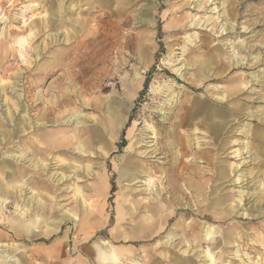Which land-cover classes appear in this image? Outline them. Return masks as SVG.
<instances>
[{
    "label": "rangeland",
    "instance_id": "obj_1",
    "mask_svg": "<svg viewBox=\"0 0 264 264\" xmlns=\"http://www.w3.org/2000/svg\"><path fill=\"white\" fill-rule=\"evenodd\" d=\"M205 1L0 0V198L9 202L0 208V248L20 264H47L35 253L54 244L61 247L57 264H110L101 254L115 264H207V252L215 264H264V0H210L203 8ZM207 17H220L216 30L195 26ZM222 27L230 34L219 37ZM207 55L232 65L228 73L213 61L207 67L222 81L198 79ZM236 60L253 67L236 70ZM195 99L217 110V135L201 117L196 136L174 128L178 111ZM175 132L193 140L192 152L175 142ZM234 150L241 155L233 158ZM122 164H143L144 172L134 168V179L120 180ZM171 167L183 182L197 171L201 193L191 179L188 186L178 180L193 196L180 202L164 200L168 190L158 183L150 193L148 179L174 177ZM157 198L166 216L160 235L111 239L149 215ZM219 199L222 206L214 204ZM64 211L76 219L57 224ZM151 213L154 222L159 214ZM206 231L215 238L206 241ZM167 235L172 244L163 241Z\"/></svg>",
    "mask_w": 264,
    "mask_h": 264
},
{
    "label": "bare ground",
    "instance_id": "obj_2",
    "mask_svg": "<svg viewBox=\"0 0 264 264\" xmlns=\"http://www.w3.org/2000/svg\"><path fill=\"white\" fill-rule=\"evenodd\" d=\"M209 1L210 0H206L205 1L204 5H203V8L207 5V3H209ZM213 10H215V8ZM114 15H115V13L112 12L111 16H114ZM111 16H109V17H111ZM219 18L220 17H217V18H210V17L208 18L207 17L204 22L199 21V22H197V24L195 26L196 27L197 26H200L199 27V29H200L201 27H203L206 24L205 27L206 26L207 27H210V30L211 31H214V30H216V28L218 27L217 25L220 22L219 21ZM232 29L233 28H229V30H232ZM244 29H245V31L247 30L246 28H244ZM217 34L219 35V37H221L222 35L225 36L226 34H230V33L227 32V28L222 27V28L219 29V31L217 32ZM202 47L203 48H207V44L205 42H202ZM218 58H220V57L219 56L214 57L212 55H207V58L205 60L206 63H200V65L196 68L197 74L200 76L198 79L204 80L207 77L209 79V81H212V82H214V81H222V79L224 77L223 76L221 77L220 73L218 74V75H220L219 78H217L216 75H215V77L209 76L208 73L206 72L207 67L211 64L212 61H213V64L218 65V69H221V71H223V69H224V72L225 71L227 73L230 72V70L232 68V65H228L227 66L226 64L222 63L221 59H218ZM256 64H258V62L255 63L254 65H256ZM233 67L236 70H243V69L249 70V69H252L253 66L243 67L242 66V63L236 60L235 66H233ZM178 72H179V70H177V73ZM241 85H243V84H241V82H240V83H238V85L236 87L230 88L229 90H227V94L230 95L231 92H235V90H237V89L239 90V86H241ZM245 87H246V85H245ZM226 98L227 97L224 98L223 95L221 96V100H223V99L225 100ZM205 101L206 102H203L201 100L195 99L193 101V103H191V105H190L189 108L186 107V108L180 109L178 111V113L176 114V116L179 118V121H178L177 124L173 125L174 128L176 129V128L180 127V126H183L184 128H191L194 131V135L196 136L197 135L196 128L195 127L193 128V126L195 125V122L194 121L198 117H201V119H202L201 120V124L203 125L204 122H209L210 121V124L207 125V128L210 129V132L212 134L217 135V133L220 131V129L222 127L220 125L221 124L220 123L221 121L219 122V120L217 119L218 112H217V110L215 111L214 108H212L213 106H212V103H211V101L209 99L208 100H205ZM227 122L228 121H226L225 123H227ZM174 136H175V142L176 143H179L182 146V149H184V151L186 150V153L188 152V150L192 152L191 147L193 145H191V141H193V140H190L188 137H185L184 135L177 134V132H175ZM59 142H62L64 144H66L68 142V139L67 140L59 139ZM68 144H71V141ZM171 144L172 143H169L168 146H170ZM234 145L235 144H233V146ZM76 149H77L78 152H81V153L84 152L83 151V145H81V144H78L76 146ZM129 150H133L134 151L132 145L129 147ZM163 150H166V151L169 152L168 149H164L163 148ZM239 152H240L239 150L232 151L233 158L239 157L241 155V153H239ZM174 156H175V160L177 161L178 158H179L178 155H177V153H175ZM197 157H195V158H197ZM193 158H194V156H193ZM211 166H213V164L210 163V167ZM37 167H38V164H37ZM137 167H139L137 169V170H139V172H142V173L144 172V171H142L143 168H144V165L143 164H138ZM234 167H235V169H237V166H234ZM134 168L136 170V166L135 165H133L132 169H130V167L127 166L126 164H122V166L120 165L119 168L117 169V174L119 176V179L120 180H126V179L130 178L129 177L130 175H132V176L135 175V174H133L134 172H131V171L134 170ZM170 170L172 172L173 171V168L171 167ZM191 171H192V173L190 172V174L192 175V177H194V176H196V174H198V172L195 171V170H193V169ZM172 174H174V177H171V174H169V173L166 172L165 175L162 177V180H160V182H158L159 176L156 178V180L149 178L148 179V189H149V192L152 193L153 188H154V192H155L156 191L155 190L156 189V183H158V186H160V191L161 190L163 191V189H165V190L167 189L168 190V196H167L168 198H166V199L164 198V200H166L167 202H170V201L180 202V199L181 198L182 199L183 198L187 199V198H189V196L190 197H193L190 194L191 191L190 192L183 191L181 189L182 188L181 185L178 183V180L182 179L181 170L179 172L178 171H173ZM190 174H187V176H189ZM225 176H226V173L225 172H220V179H223L224 180ZM198 178L200 179L201 177L198 176ZM211 178H214V175H212ZM132 179H134V178H132ZM159 179H161V178H159ZM164 179H165V183H164ZM190 179H191V181H189V185L194 190L193 192L195 194L201 193L200 190H201V188H202V186L204 184V181L201 182V181H199V179H196L195 177L194 178H190ZM240 181H241V179L237 178L235 180V183H238ZM57 182H59V180H57ZM135 183H138V181H136ZM240 183H238V184H240ZM194 184H196V185H194ZM1 185L2 186H0V188L2 190L4 188L3 187V183ZM17 186H18V184H17ZM17 188H18V191H19L18 197H21V194L23 192V188H26V184H24L23 182H21L20 186L17 187ZM241 194H242V192H239V195H241ZM241 198H242V195H241ZM241 198L238 199L237 207L240 206V203L242 201ZM151 199L154 201L153 196L151 197ZM31 201H32L33 204H36V207H35L36 211L37 212L38 211H41L43 213V211H44V209L42 207V203L43 202L41 200H39L37 198V196H33L32 199H31ZM155 201L157 202L156 206H154L153 208H149L148 211L150 212V214L145 216L146 219L149 221V219H150V217L152 215L151 212H153L154 215H156V213L159 214V215H157L158 216L157 220L155 219L156 221L154 220V223L152 225H146L145 227L142 226L143 229H141L140 232L138 231V229H133V230H131V234L130 235H126V234L121 235L118 230H115V233L113 235H111V239L112 240H117L119 238H122V242L123 243H132L133 241L135 242L136 240H139V239L143 238L145 235L147 237V240L148 239H151L152 237H154L156 235L157 236L160 235L161 234V230L163 229V225H161V224L163 223L164 219L166 218V216L161 217L162 216L161 213L163 212L162 209H164L165 204L161 203V200L158 199V198L155 199ZM8 203L9 202H8L7 199L0 198V208L4 207ZM223 203H224V201H221L219 199L214 204L215 205L217 204V205L222 206ZM20 209L22 211L26 212V213L30 210V208H25V210H24V208H20ZM231 210H233V209H231V207H230V209L228 211L224 212L225 214H224L223 219L226 218L227 216H230L231 215L230 214V211ZM217 211H218V209H217ZM117 212H118V220H121V218L124 217V214H123V212L120 209H118ZM240 215H241V218L242 219L246 218V215H244L243 213L240 214ZM65 218H68V219L69 218L70 219H73L74 218V219H76L75 215L74 214H71L70 211H64L63 214H62V218L59 219V220H57V224H61L62 220L65 219ZM41 221H42V218L39 215H37L35 217V221L34 222L39 224ZM140 222H142V221H140ZM21 227L23 228V226H21ZM31 227H28V228H31ZM36 229H33L34 232L32 233V236L34 238L35 237H38L40 235L39 232ZM48 230L50 231V233L51 232H54L55 234H58V228L57 227H51ZM204 238H205V240L207 239L206 241H210L211 239L215 238V236H214V233L212 231H208V232L206 231V233L204 235ZM86 239L87 238H85L84 240H86ZM173 239H174L173 236L167 235L165 237V240H163V241L166 242V244H172L175 241V239L174 240ZM158 243H161V242H158ZM59 248H61L60 247V244H54V245L51 246V248L44 249V250L42 249L41 252L36 251L35 256H37V258H39V259L45 260L47 264H57V262L61 259V257L58 255L59 252H60ZM6 250L4 251V250H2L0 248V263L1 264H10L12 262V263L20 264V260L17 259V258H15L14 256H12L10 254H7ZM16 251H18V249H16ZM128 251L129 250H127V252ZM81 253L84 254V251H82ZM128 253L131 254V252H128ZM106 257L101 254V256H99L98 259H100V260H107V261H109L110 264H115V261H114V258L113 257H110V258H106ZM202 258H204V260L206 259V263L207 264H215L214 258L212 257V255L209 252H207L206 254H204ZM84 262L85 261H81L82 264H85L86 263V262L85 263ZM255 263H257V262H255ZM128 264H142V263H139L138 261H135V260H130L128 262Z\"/></svg>",
    "mask_w": 264,
    "mask_h": 264
},
{
    "label": "crops",
    "instance_id": "obj_3",
    "mask_svg": "<svg viewBox=\"0 0 264 264\" xmlns=\"http://www.w3.org/2000/svg\"><path fill=\"white\" fill-rule=\"evenodd\" d=\"M123 116H124V114L121 112V114H120V119H121V123L123 122ZM121 124L120 123H118V124H115L114 125V127L115 128H118L119 126H120ZM112 128V127H111ZM110 128V129H111ZM101 144H103V143H101ZM185 157V156H184ZM183 158V157H182ZM182 163H183V161H182ZM137 165L138 164H135V166H136V170L139 168V167H137ZM137 172V171H136ZM137 174V173H136ZM188 174V173H187ZM187 174H185V175H187ZM191 176V177H190ZM184 178V177H183ZM182 178V179H183ZM190 178H194V177H192V175L190 174L189 176H187L186 177V181L185 182H183V180L181 179V181L179 182L180 184H185L186 186H188L187 185V183H188V180H190ZM195 181V180H194ZM199 181H203L202 179H200ZM194 185H196V184H194ZM191 188V187H190ZM118 209H120L121 211H122V209L121 208H117V211H118ZM123 212V211H122ZM123 214H124V217H125V213L123 212ZM148 214V213H147ZM146 216V215H145ZM145 216H143L142 218H139L138 219V221H137V224L135 225H133V227L129 230V232H127V233H124V232H121V235H124V234H131V230H133V229H138V231L140 232V230L141 229H143L142 228V226H146V225H152L154 222H151V220L149 219V221L146 219V217ZM124 220V218H121V220H118V212H117V222H121V221H123ZM140 221H142V222H140ZM117 230V229H116ZM119 231V230H118ZM136 231V230H135ZM145 239H147V237H146V235L143 237V238H141V239H139V240H136V241H138V242H140V241H144ZM146 241V240H145ZM40 248H44V247H39V248H36L37 250L38 249H40Z\"/></svg>",
    "mask_w": 264,
    "mask_h": 264
},
{
    "label": "clouds",
    "instance_id": "obj_4",
    "mask_svg": "<svg viewBox=\"0 0 264 264\" xmlns=\"http://www.w3.org/2000/svg\"><path fill=\"white\" fill-rule=\"evenodd\" d=\"M23 44H24V42L23 41H21V45L23 46Z\"/></svg>",
    "mask_w": 264,
    "mask_h": 264
}]
</instances>
